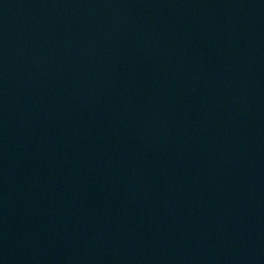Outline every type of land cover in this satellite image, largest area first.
I'll list each match as a JSON object with an SVG mask.
<instances>
[{
	"label": "water",
	"instance_id": "1",
	"mask_svg": "<svg viewBox=\"0 0 264 264\" xmlns=\"http://www.w3.org/2000/svg\"><path fill=\"white\" fill-rule=\"evenodd\" d=\"M0 264H264V0H0Z\"/></svg>",
	"mask_w": 264,
	"mask_h": 264
}]
</instances>
